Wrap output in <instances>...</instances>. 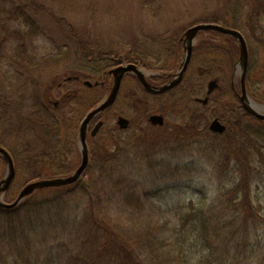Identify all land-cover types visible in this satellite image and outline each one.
<instances>
[{
  "label": "rangeland",
  "instance_id": "rangeland-1",
  "mask_svg": "<svg viewBox=\"0 0 264 264\" xmlns=\"http://www.w3.org/2000/svg\"><path fill=\"white\" fill-rule=\"evenodd\" d=\"M47 1L49 0H39L44 5L47 4ZM218 1L223 2V0H171L165 5L161 16L145 15L142 19L138 14H129V7L124 8L123 4H118L121 13L123 12V17L132 16L131 23H125L126 19L124 20L123 17L120 20L114 18L115 20L111 21V15H108L110 18L105 17L109 21H104L102 18L99 21L98 17L94 20L97 22H94L90 16L92 13H88L89 7L77 11L78 13H75L74 10L68 13L63 9L64 13L63 11L62 13L65 18L70 20L66 23L74 25L76 33L82 37L85 36L86 40L98 41L103 50L110 47L120 49L123 44L120 46L119 41L125 43V47L127 45L128 49L132 47L130 43H142L140 48L145 50L148 47L155 48L156 45H161L166 41L162 38L163 36L168 37L170 34L177 36L179 32L181 35L187 28L185 26H189V23L193 22V17L202 18V15L211 14L212 11L219 13L221 8L218 9V6L222 3H217ZM195 2L196 7H193ZM205 6L208 7L207 10ZM48 25L50 31L57 33V36L60 35V39H64L67 35L53 24L48 23ZM145 33H150L151 37L145 36ZM56 39L59 41L58 38ZM11 40L14 47L20 44L19 38ZM71 41L74 42L75 39L73 38ZM34 42L37 46L32 47H36L38 50L43 47L42 44H48V40L42 37H37ZM12 44L10 43V46L13 48ZM253 46L257 53L251 57L249 75L251 74L253 83L257 85L260 94L258 100L264 101V44H261V48H259L258 43L254 42ZM76 47L75 44L71 46L70 56L45 60L32 69L30 74H27L29 79L24 81L29 82V85H31L32 78L34 80L39 75L45 77L39 82V86L34 88L35 97L38 100L48 102L50 91H53L57 98L61 95L56 85L57 82L64 77L65 73L77 71L74 66H71L75 53H77ZM155 51L157 52V49ZM140 53L144 54L142 51ZM159 53L161 54V52ZM213 61L214 56L208 55L207 66ZM1 74L0 89H3L6 80L5 76ZM90 76L94 81L100 77V73ZM10 77L6 76L8 79ZM73 86L79 90L83 88L84 95L88 96L87 88L75 84ZM100 88L95 89L96 103L107 94L105 86ZM125 92L126 90L121 93L112 110L101 115L102 119L106 118L104 119L105 125L96 142L100 145L103 144V148H108L110 147L108 142L115 139L116 142H113L110 147L113 149L116 144L119 145L129 140L131 149L134 148L131 150L130 157L112 161L107 166L102 157L97 158L93 168L84 172L83 183L67 188L62 198L56 192L51 193L50 200L53 203L45 205L41 214L36 213L39 207L34 206L31 208L33 210L31 211L32 218L24 220L22 224L21 217L15 218L14 222L19 228L18 232L22 233L24 230L17 240L20 245L15 255L28 256L31 251V261H37L38 259L35 258L40 254L46 256L50 253L49 256L55 257V261H52L53 264H201L199 253L205 252V264H264V174L248 189L251 203L259 209L257 210L259 216L256 215V219L248 212L243 213L245 211L240 214L233 212V209L225 212L224 204L219 201L223 196L222 189L219 187H229L231 182L221 175L225 168H215L212 151L205 150V145H202L201 142L197 147L190 149L189 140L178 142L179 137H174V134L172 137L170 128L166 126L144 128L148 126L147 118L144 117L140 109L152 110L161 106L164 108L163 110L167 109L166 112L170 114L169 120L173 121L185 116L183 111H185L186 102L173 110L170 95H147L148 97H146L145 94L139 93L134 96L129 94L128 97V93ZM7 94L10 95L9 92ZM223 94L219 96L221 101H234L230 78H226ZM134 97L142 98V102H137ZM92 103L90 100L78 97L72 101L68 108L66 107L64 114L70 112V116H73L78 124L92 108ZM211 105H209V109L214 106ZM115 112H123L134 121L130 129L120 132L119 129H116V120L112 116ZM185 121L186 124L189 123L187 120ZM140 123L142 125H139ZM76 132L77 129L67 130L64 132V137H71L75 134L76 138ZM252 132L251 139L255 138L254 145L248 143L242 149L251 150L250 156L258 154L264 161V124H257ZM0 138L4 139V144L12 148L19 147L23 140V137H19L15 130L10 129L7 133L0 129ZM27 141L25 138L23 146ZM177 145H182L183 148L174 152ZM215 145L214 148L220 147V144ZM241 146H243L242 143ZM247 152L248 150L242 153ZM154 153L158 154L157 161L160 158L171 165L157 166L155 168L160 172H154L155 169L150 166L156 164V162L155 164L150 162L151 155ZM64 156L71 157L66 148L62 158ZM243 156L241 155V157ZM25 157L23 154L22 157H18L16 177L6 193V202L14 201L26 183L38 178L28 169L29 163ZM79 161V152H76L74 169ZM179 161H184L186 164L189 176L185 179V184L192 189L186 190L178 187L169 197L166 195L152 196V189L164 185L157 180L170 179L167 174H174ZM71 171L68 173H72ZM5 172L6 163L0 162V180L4 177ZM52 172L54 171L52 170ZM161 175V178L158 177ZM9 196L11 198H6ZM203 196L208 200L204 207L205 210L209 208L211 212L207 214L209 217L212 214L214 217L219 215L229 217L228 215H230L234 217L235 222H230L228 219L221 221L219 226H214L215 220L212 218L209 223L211 232H208L206 237L204 233L199 232L201 235L199 236L197 231L194 232L195 220L199 218L191 207ZM223 198L226 199L227 195ZM34 199L41 201V196ZM25 209L28 211L27 207ZM32 219L33 223L30 221ZM182 222L185 223V226L180 229L178 226ZM22 227L24 228L22 229ZM113 233L118 238H112ZM194 235H198V237L203 235V237L197 240ZM8 238L6 241L12 237ZM258 241H261L263 245L256 248L255 243ZM26 242L30 243L28 245L31 246V249L24 247ZM247 244L251 247H246ZM205 245H207L206 248ZM120 247L124 251L125 248L131 251L132 259L126 257ZM13 248L16 249V247ZM213 249L214 253L211 254ZM178 252L188 254V259L185 256L182 259L175 258V254ZM25 257H21V259L26 261Z\"/></svg>",
  "mask_w": 264,
  "mask_h": 264
},
{
  "label": "trees",
  "instance_id": "trees-1",
  "mask_svg": "<svg viewBox=\"0 0 264 264\" xmlns=\"http://www.w3.org/2000/svg\"><path fill=\"white\" fill-rule=\"evenodd\" d=\"M100 1H102V3H100ZM170 1L171 0H49L47 1V4L44 5L43 3H40L39 0H0V71L2 73L0 74L5 76L6 80V84L3 85V89H0V129H3L5 133H7L9 129L15 130L19 137H23L20 146L17 148H12L11 146L4 144L3 138H0V145L4 146L12 154L16 162V171L18 157H22L23 154L26 156L25 158H27V163H29V166L26 164L28 169L34 173L35 177H54L65 173L61 171L59 165L61 150H65L66 148L65 146H61L60 136L62 135L63 130H71V121L63 126L60 123L59 113L57 111H52L46 106V104L43 103V100L40 101V99L38 100L37 97H35L36 91L34 88L39 86V82L45 77L39 75L34 80L32 78L31 85H29V82L24 80L29 79L27 74H30L32 69L40 65L45 60L51 58L53 59L55 57L61 58L70 56V49L73 44L77 46V53H75V57L72 62L73 65L71 66H74L76 69H83L85 66L86 71L94 74L102 71V69L100 70L98 68H100L105 62L102 58L107 52H114L116 54L124 53L129 57H136L138 55L141 56V51L144 54L154 52L149 49H141L140 44L142 43H130L132 47L128 49L127 45L125 47V43H122L121 41L118 42L120 46L123 44L120 49H112L110 47L103 50L98 41L86 40L84 38L85 36L82 37L80 34L76 33L74 25L66 23V21L70 20L64 17V11L69 13L74 10L75 13H78L77 11H81L89 7L88 13H92L90 16L93 21L95 18L98 19V17L99 21H101V18L104 21H109L106 19L110 18L108 15H111V21H114V18H119L120 20L123 17V12L121 13L120 6H118V4L121 3L124 8L129 7V14H138V16H140L139 18L142 19L145 15L161 16L165 9V5L170 3ZM209 2L211 4V1ZM223 2H217L222 3L218 6V9L221 8L219 13L212 11L211 14H207L205 16L202 15V18L193 17L194 19L192 18V20H209L219 22L225 26L233 27L242 31L250 45L254 42L264 44V1L223 0ZM193 7H196V2L193 3ZM205 8L206 10L208 9L206 6ZM123 19H126L125 23H131L130 21L133 20L130 15L123 17ZM48 23L53 24L66 33L67 35L64 39H60V35L57 36V33L50 31ZM145 36L151 37L150 33H145ZM37 37H42L45 40H48V44H42L43 47L39 48V50L38 48L36 49V47H32L37 46L34 42ZM12 38H19L20 44L14 47L11 42ZM56 38H58L60 42L57 41ZM73 38L75 39L74 42L71 41ZM229 42L230 40H225L224 46L228 55L231 54L232 67L236 55L234 53H230L231 48H227ZM10 43L13 45V48L10 46ZM207 44H210L209 38L207 39ZM90 64H93L95 68L90 69L88 66ZM6 76L11 77L8 79ZM7 91L10 95L7 94ZM12 91L14 92L12 93ZM31 93L32 95H30ZM71 117L73 118V116ZM25 138H27L28 141L23 146ZM239 138L242 140H239V143L243 144V146H240V150L236 149V152L233 153L230 149H226L224 152L222 151V154L214 160L217 165H215V168H225L222 170L223 172L221 171V175L231 182V186L229 187H219L222 189L221 191L223 192V196L227 195L226 199L222 196L219 201L224 204V208L226 210L225 212L230 209H233V212H237V214L245 211L243 213L248 212L250 216L255 218V216L258 215L257 210L259 209L254 207L253 203H251L248 189L252 186L253 182L263 176L264 161L260 156H258V154L250 156L251 150L246 148L242 149L250 143L251 137H249L248 134L241 129L239 130ZM230 140H233L235 144L238 142V140H235L234 138ZM246 150H248L247 153H242ZM113 155L116 157L120 156L116 151ZM241 155L244 156L241 157ZM0 162L5 164V160L2 156H0ZM158 165L159 164H156L155 167ZM52 170L54 172H52ZM174 174L184 180L189 176L186 169L182 168L176 169ZM180 187L186 190L192 189L191 187L186 186L185 183H182ZM67 188H69V186L36 190L33 193L34 195H29L28 198H25L19 205L13 208L7 209L0 206V216H2L0 217V264H53L52 261H55V257L49 256L50 253L46 256L40 254L37 258H35L38 259L37 261H31V251H29L28 256L21 255V257L26 256V261L21 259L20 254L15 255V252L18 250L20 245L17 240L20 235L24 233V230L22 233L18 232L19 228L18 226L16 227L14 220L15 218L21 217L22 224L24 220L32 218L31 211L33 210L31 208L34 206L39 207L36 213L41 214L45 205L53 203L50 200L51 193L56 192V194L62 198L65 195ZM162 190L163 189L161 188L156 189L155 194L162 192ZM38 195L41 196V201L34 199L40 197ZM6 198L11 197L9 196ZM206 199L207 198L203 196L197 201L198 204L195 202L193 207H191V209L195 210L197 217L199 218L195 220L194 232L197 231L199 236H201L199 232L204 233L205 237L208 232H211L209 231V223H211L212 218L215 220L214 226H219L221 221L228 219L230 222H235L233 219L234 217H231L230 215H228L229 217L220 215L218 217H214L212 214L211 217H209L207 214L211 212L209 208L205 210L204 207L205 204L208 203V200ZM25 207H27L28 211H26ZM187 220L189 219L187 218ZM30 221L33 223V219ZM184 224L185 223L182 222L181 225L177 226L181 229L184 228ZM248 224L247 220V225ZM23 228L24 227H22V229ZM198 235H194L196 239H202L203 235L202 237H198ZM9 236L12 238L9 241H6L9 239ZM113 237L116 238L117 236L113 233L112 238ZM256 243V248L263 245L261 241ZM28 244L30 243L26 242L24 247L31 249V246ZM206 246L207 245H205V248ZM248 246L251 247L247 244L246 247ZM13 247H16V249L14 250ZM252 249L254 250L253 247ZM120 250L124 252L126 257L132 259L130 257L132 255L131 251L126 248L124 251L121 247ZM213 253L214 249L211 251V254ZM183 256L188 259V254L185 252H178L175 254V258L179 257V259H182ZM204 256L205 252L199 253L201 264H205ZM208 261H210V258H208Z\"/></svg>",
  "mask_w": 264,
  "mask_h": 264
},
{
  "label": "flooded vegetation",
  "instance_id": "flooded-vegetation-1",
  "mask_svg": "<svg viewBox=\"0 0 264 264\" xmlns=\"http://www.w3.org/2000/svg\"><path fill=\"white\" fill-rule=\"evenodd\" d=\"M197 22L199 21L189 23V26H187V28ZM187 28L184 29L181 35H179V32L177 36H175L174 34H170L168 37L163 36L162 38L166 40L163 42L164 44L162 43L161 45H156L155 48L148 47L150 51H154L149 54L129 57L124 53L116 54L114 52H107L106 55L102 58L105 62L100 68H98L100 70L102 69V71L100 72V77L94 81H92L93 77H89V75L94 73L86 71V67L84 66L83 69L78 68L75 73H65L64 77H62L59 82H57L56 85L59 88L61 94L59 96L60 98H57L54 92L50 91L48 95V102L43 101V103L46 104V106L52 111H57L59 113L60 123L63 126L71 121V131L77 129L76 138L75 134L71 135V137H64V132L66 130H63L62 135L60 136L61 146H65L71 155L70 158H67L66 156L62 158V154L65 150L61 151V156L59 157V165L61 171L65 172L61 174V176L71 174L68 173L71 170L72 173L75 172L82 163V150L80 147L79 130L83 119L96 105L95 89L100 88L101 86H105V89L107 90L106 95H108L113 84L115 83L116 76H119L120 74V72H114L113 69H116L123 65L135 64L139 68L145 80H147V82L150 84V86H146L142 78L134 71H126L122 74L119 94L114 103L108 106L105 110L93 117L88 122L86 129V143L88 148L89 160L84 172L93 168L95 161H97V158L99 157H102L104 159L107 166L112 161L124 160L126 158H129L132 154L131 150H133L134 148L131 149L129 140H126L125 143H121L119 145L116 144L113 149H111L110 147L113 145V142H116L115 139H111L108 142L110 146L108 148H103V144L100 145L96 142L98 139V135L105 125L104 119L106 118L102 119L101 115L104 112L113 109L118 98L124 90H126L125 93H128V97L129 94H132V96H134L139 93L145 94L146 97H148L149 95H170L171 102L173 103V110L177 107H181V105L186 102V104L184 105L185 111H183L185 113V116L174 119L173 121H170L171 119L169 120L168 116L170 114L166 112L167 109L163 110L164 108L161 106L158 109L152 110H149L148 108L140 109L144 117L147 118L148 126L144 128L151 129V127L162 128L166 126L167 128H170V134L172 135V137L173 134L174 137H179V139L177 140L178 142L189 140L190 149L197 147L201 142L202 145H205V150L212 151L214 160L215 158H218V156L222 154V151L224 152V150L226 149H230L233 153L236 152V149H241V144L239 143L240 129L246 132L248 136L252 138V130L255 128V125L260 123L264 124V119L247 110L245 106V103L251 105V103L254 102L256 105H253V107L264 113V101L258 100L260 94L258 92L257 85L253 83L251 74L249 75L251 57L255 56L257 52L253 44H249L245 34L242 31L241 33L244 35L249 49V66L245 77V90L242 86L241 80L242 71L237 65L238 57L240 54L239 43L234 36L225 34L217 30H201L197 32L194 41L191 42L193 50L190 61L186 70L183 72L180 81L169 88L163 90L160 89L168 84V82L175 79L178 72L180 71V64L185 53L186 46L188 45V43H190L188 41H185L184 37V33ZM208 38L210 40V44H207ZM176 39L177 41L175 42ZM225 40H230L227 48H231L230 53H234L236 55L232 67V57L230 56L231 54L228 55V53L225 51ZM258 46L259 48H261V44L258 43ZM155 49H157V52L155 51ZM159 52H161V54ZM208 55H211L212 57L214 56V61L209 66H207ZM88 66L90 69L95 68L93 64H90ZM226 78H230L231 90L234 94H232L234 97V101L230 100L223 102L219 98L220 95H224L223 92L225 90ZM213 79L217 80V85L214 86L211 92H209V83ZM88 81L91 83H88ZM74 84L81 85L82 87L87 88L88 96L86 97L84 95L83 88L79 90V88L73 86ZM78 97L79 99L81 98L90 100V102H93V106L77 124V122H75V119L70 116V112H66L65 114L64 112L72 103V101L74 99H78ZM203 99H206V101L204 102ZM134 100H136L137 102H142V98L134 97ZM210 104H212L211 106H214L209 109ZM153 115L162 116V122L154 123L151 120V117ZM112 116L114 120H116L117 126L115 125V127L117 130L119 129V132L121 130L126 131L130 129V127L134 123V121L130 117L124 115L123 112H115ZM120 116L124 117L127 120V127L124 128L123 126H121V124L118 123ZM216 119L221 124L225 125V128L222 131L212 127V122ZM185 120H187L189 123L186 124ZM100 121H102L101 127L95 134H93V129ZM139 125L142 124L140 123ZM233 138L235 140H238L236 144L233 142V140H230ZM75 140L77 147L75 146ZM250 140L251 142L249 144L251 145L252 143L253 146L254 139ZM215 144H220V147L214 148L216 146ZM181 148H183L182 145H177L174 150H172L175 152ZM115 151L118 153V155H120L119 157L117 156L118 158L113 155ZM252 151H254V149H252ZM76 152H79L80 161L77 167L74 169ZM157 157V153L151 155L150 162H153L154 164L156 162V164H159L158 166L171 165V163L168 164L163 160H160V158H158L157 161ZM183 163L184 161H179V164L176 165V169H187L185 166L186 164ZM155 165L150 166L155 169L154 172H160L156 170ZM84 172L79 180L67 186H77L80 183H83L82 177L84 175ZM158 177L161 178L162 175ZM167 177H169L170 179H167L166 181L165 179L157 180L160 184L164 183L163 186L158 187L163 190L162 192L155 194L156 189H152V196L166 195L167 197H169L173 194L175 188L180 187L182 183L186 182L183 178H180L175 174H167Z\"/></svg>",
  "mask_w": 264,
  "mask_h": 264
},
{
  "label": "water",
  "instance_id": "water-1",
  "mask_svg": "<svg viewBox=\"0 0 264 264\" xmlns=\"http://www.w3.org/2000/svg\"><path fill=\"white\" fill-rule=\"evenodd\" d=\"M201 30H217L225 34L232 35L237 39L239 46H240V54H239L237 65L238 67H240L242 71L241 80H242V86L244 87V90H245V77H246L248 66H249V49H248L245 37L241 33V31H239L238 29L230 28L221 23L212 22V21L198 22V23L191 25L189 28H187V30L184 33V37H185V41H188L190 43H188V45L186 46V50H185V53L183 55V58L180 64V71L178 72L175 79L171 80L170 82H168V84H166L160 89L163 90V89L169 88L177 84L180 81L183 75V72L186 70L188 63L190 61V58H191V54L193 50L191 46V42L194 41L197 32ZM113 71L120 72V74L119 76H116L115 83L113 84L109 94L104 99H102L94 108H92L82 121L80 130H79L80 147L82 150V163L74 173L67 175V176L33 180L27 183L20 190V192L18 193L14 201L6 202L5 193L9 189V187L11 186L12 182L14 181L16 177V167H15V161L11 153L4 146L0 145V156H2L6 162V173L0 181V206L4 208H9V209L13 208L17 206L24 198H26L27 195L31 194L36 189L68 185L80 179V177L82 176L88 164V160H89L88 148H87V143H86V129H87L88 122L93 117H95L96 115L101 113L103 110H105L108 106L114 103V101L116 100L119 94L122 74L125 73L126 71H134L142 78L146 86L148 87L150 86V84L147 82V80H145L139 68L135 64L123 65L116 69H113ZM88 83H91V82L88 81ZM216 85H217V80L213 79L209 83V92H211V90ZM203 101L205 102L206 99H203ZM251 105L245 103L246 109L252 112L253 114H255L256 116L264 119V113L253 107V105H256V104L252 102ZM151 120L154 123L162 122V116L153 115L151 117ZM118 123L121 124V126H123L124 128L128 126L127 120L122 116L119 117ZM101 125H102V121H100L95 126V128L93 129V134H95L99 130ZM212 127L217 130L222 131L225 128V125L221 124L216 119L215 121L212 122Z\"/></svg>",
  "mask_w": 264,
  "mask_h": 264
}]
</instances>
